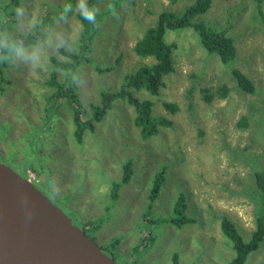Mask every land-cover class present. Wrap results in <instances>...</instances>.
Wrapping results in <instances>:
<instances>
[{"label":"rangeland","instance_id":"374dc122","mask_svg":"<svg viewBox=\"0 0 264 264\" xmlns=\"http://www.w3.org/2000/svg\"><path fill=\"white\" fill-rule=\"evenodd\" d=\"M67 1L21 0L24 15L5 27L2 35L29 31L46 8H60ZM113 1L100 0L98 13L110 11ZM193 3L125 0L115 9L116 15L110 11L98 22L92 51L74 76L87 113L84 119L92 117L91 108L101 103L103 92H118L126 86L128 74L155 62L153 57L142 60L134 47L159 15ZM259 6L264 13V0H213L200 19L227 30L234 39L237 58L227 65L202 46L192 28L166 35L168 43H176L174 71L164 77L160 94L151 96L126 86L138 99L155 103L154 115L173 121V127L162 128L147 140L135 124L134 106L125 99L113 102L104 118L94 123V130H85L81 142L75 137L71 103L62 102L47 116L49 95L55 90L47 84L51 74L56 72L61 83L67 81L66 71L54 67L51 58L67 62L59 48L77 52L83 32L78 11L69 14L67 22L56 16L46 36L27 47L43 50V67L12 60L7 70L10 83L0 91V162L26 178L32 176L37 187L116 264H174V258L178 264H230L235 252L223 234L222 218H229L249 242L259 216H264L254 177L264 171V18L258 16ZM4 21L0 15V22ZM106 67L112 70L98 69ZM233 69L253 82L255 93L238 87ZM224 85L229 91L221 97ZM206 91L213 96L211 102ZM164 102L177 103L179 110L171 114ZM242 119L246 126L241 127ZM128 161L133 176L115 198L113 183L122 179ZM162 170L163 187L150 205L153 180ZM180 197L184 207L177 217L187 224L150 221L172 217ZM93 223L100 226L97 231L90 227ZM149 236L150 249L143 254L136 251L137 256L134 250L139 245L144 248ZM245 264H264V240Z\"/></svg>","mask_w":264,"mask_h":264},{"label":"trees","instance_id":"16d2710c","mask_svg":"<svg viewBox=\"0 0 264 264\" xmlns=\"http://www.w3.org/2000/svg\"><path fill=\"white\" fill-rule=\"evenodd\" d=\"M100 0H88L90 7L98 8V2ZM125 0H114L111 3V7L115 9L123 3ZM177 0H172L176 2ZM261 3V0H258ZM213 0H194V3L185 7V9L178 12L165 11L159 15L156 25L148 29L143 37L137 41L134 51L137 56L143 59L153 57L155 62L149 65L143 64L133 73L128 74L126 79L127 89L133 88L137 91L146 90L151 96H158L160 89L163 87V79L174 71L173 50L176 48V43H168L166 35L170 32L179 33L185 29L192 28L199 36L202 46L212 55H217L221 62L225 65L232 63L237 58V47L234 39L227 34V30L218 29L212 25H208L202 22L200 19L209 12L212 7ZM67 3L73 5V11L68 13L73 14L75 11L76 0H68ZM21 0H0V15L2 19H5L4 23L0 22V34H3L5 27L10 24H15L18 20L16 15L17 7H21ZM46 8L44 14L41 16L39 22L32 27L29 31H19L13 35H10L21 42L24 46L30 47L35 45L40 39L46 36L48 27L52 24L56 16H60L62 7ZM111 11V9H110ZM110 11H104L97 13V23L107 16ZM258 16L264 18V13L261 7H258ZM78 17L83 25V32L81 41L79 43V49L77 52L65 51L63 48H59V53L66 56L69 60L67 62L60 61L57 57H52L51 61L56 68H61L66 71V82L61 83L56 72H53L48 80L47 84L55 89L50 93L51 106L48 107L47 116L54 114L55 109L63 102H69L74 107V121L76 125L75 137L78 142H81L86 129L94 130V123L100 122L107 111L112 107V103L118 99H125L128 103L134 106L137 116L135 118V124L140 129L141 138L147 140L154 138L161 133L162 128L170 129L173 127V121L164 116L154 115L153 107L155 103L150 99H138L132 92L127 91L126 86H123L118 92H103L101 97V103L93 105L91 108L92 117L86 118V109L83 103L80 101L76 87L74 86V76L77 68L83 62L84 58L90 51L91 40L96 32V26L90 24L87 20H84L78 12ZM8 19V21H7ZM2 54V52H0ZM117 63L121 61V55L116 59ZM12 60H0V91L3 89L4 84L10 83L8 81L7 70L11 66ZM103 72L112 70L111 67L98 68ZM233 78L236 80L238 87L246 92L255 93V86L251 80L239 69L232 70ZM204 91V89H203ZM221 91V92H220ZM219 91V96L225 97L229 91V88L224 85ZM209 92V90H208ZM206 91V99L208 102L213 100V96ZM165 109L171 114L176 113L179 110V106L174 102H164ZM50 119V118H48ZM241 127L246 126V119H242L240 123ZM133 176L132 164L130 161L123 166V175L120 181L114 182V197L119 196V189L122 185L130 183ZM255 180L259 190L260 203L264 208V171L256 172ZM165 171H159L156 175V179L153 180L152 190L149 194L150 205L157 199L161 188L163 187L165 180ZM184 201L180 197L177 202V208L174 215L168 218H160L158 221L150 219L153 222H172L179 227L187 224L189 221L180 217H177L178 213H181L184 207ZM148 215H145L147 217ZM178 223V224H177ZM94 225V227H91ZM90 227L93 231L99 229L98 224H91ZM221 228L223 234L231 242L235 255L230 264H245L248 255L257 250L260 243L264 240V216H259L258 228L252 233L251 240L249 242L244 241L242 235L236 229L233 222L229 218L223 217L221 222ZM91 236V235H90ZM147 245L144 248L141 246L136 247L137 253L143 254L147 252L152 243V236L147 238ZM142 250V251H141ZM136 253V254H137ZM137 256H139L137 254ZM174 264H178L177 258H174Z\"/></svg>","mask_w":264,"mask_h":264},{"label":"water","instance_id":"95a60500","mask_svg":"<svg viewBox=\"0 0 264 264\" xmlns=\"http://www.w3.org/2000/svg\"><path fill=\"white\" fill-rule=\"evenodd\" d=\"M0 264H116L52 199L0 162Z\"/></svg>","mask_w":264,"mask_h":264},{"label":"clouds","instance_id":"9594fccd","mask_svg":"<svg viewBox=\"0 0 264 264\" xmlns=\"http://www.w3.org/2000/svg\"><path fill=\"white\" fill-rule=\"evenodd\" d=\"M75 10L79 12L80 16L83 17L84 20H87L90 24L99 27L96 19L99 9L94 6L90 7L87 0H77ZM72 11L73 5L71 3L64 4L59 17L60 20L67 22L68 13ZM111 11L113 15H116L114 7H111ZM16 15L20 17L24 15L23 7H17ZM0 52H2V54H0V60L11 59L26 63L32 68L43 67L40 62L43 50L40 47H33L29 50L24 46L23 42L10 35L0 34ZM27 179L35 184L36 180L32 176H28Z\"/></svg>","mask_w":264,"mask_h":264}]
</instances>
